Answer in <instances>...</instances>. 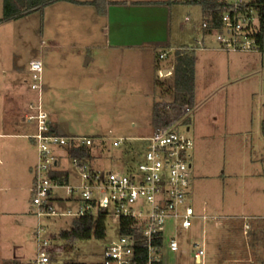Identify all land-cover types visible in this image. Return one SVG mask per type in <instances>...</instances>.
Here are the masks:
<instances>
[{"label": "rangeland", "instance_id": "rangeland-1", "mask_svg": "<svg viewBox=\"0 0 264 264\" xmlns=\"http://www.w3.org/2000/svg\"><path fill=\"white\" fill-rule=\"evenodd\" d=\"M114 1L126 2L110 4L107 17L99 16L96 20L88 8L65 1L3 20L0 0V54L6 56L8 85L20 73L17 77L23 79V89H29L30 62L40 60L43 105L55 125L66 136L92 137L102 151L96 152L100 156L82 162L94 171L125 173L128 166L135 165L136 155L147 144L144 138L150 136L155 100L170 99L156 87V79L160 77L170 85L173 76L152 68L147 73L144 61L138 71L114 76V48L108 45L120 41L137 43L140 48L128 51L148 55L150 64L156 52L170 45L173 49H168L169 57L159 61L162 67L171 63L174 49L195 48L194 104L185 115L190 119L189 124H180L178 129L193 141L191 203L198 215L207 212L222 216L223 220L195 219L189 230L173 227L161 259L163 264H261L264 260V136L261 130L264 50L257 47L247 51L226 50L213 35L199 45L197 41L203 33L199 5L182 0ZM122 29L129 34H115ZM92 55L95 60L85 67ZM254 65L256 71L250 69ZM31 94L37 98L36 91L31 90ZM24 115L23 111L20 117L26 126L22 134H32L33 124ZM120 138L125 142L114 146L113 142ZM23 141L38 152L29 139ZM59 155L60 167L69 172V185H81L80 168L68 156L67 149H59ZM21 195L30 210L25 246L19 253L23 260L38 259L39 225L42 226L40 237L50 241L49 264L101 263L106 247L119 236V218L111 207L106 219V237L79 240L68 250L59 233L69 230L75 217H39L32 203L33 195L27 190ZM53 196L58 213L67 209L74 211L80 206L77 200L80 196L69 199L65 186L55 188ZM237 215L263 226L245 235L236 225L224 221ZM171 236H176L180 243L178 252L168 249ZM242 239L247 248L242 246ZM255 240L259 244L253 249L250 244ZM195 243H203L202 263L194 256Z\"/></svg>", "mask_w": 264, "mask_h": 264}, {"label": "built area", "instance_id": "built-area-1", "mask_svg": "<svg viewBox=\"0 0 264 264\" xmlns=\"http://www.w3.org/2000/svg\"><path fill=\"white\" fill-rule=\"evenodd\" d=\"M225 3V11L220 14L223 23L222 29L213 33H206L208 23L202 16L203 33L199 35L197 43L204 44L207 36H215L221 48L233 51H247L259 48L255 39L249 34L255 32L259 25L258 11L249 6V3L264 0H220ZM168 50L159 54L160 59L169 56ZM32 73L31 89L36 91L38 98L29 104L25 119L34 125L35 131L28 135L38 150V162L34 167V183L32 187V203L37 208V215L63 216L75 218L96 216L101 212H109L113 207L114 215L119 219L131 220L141 227L146 248V259L140 257L137 241L134 235L119 234L113 239L104 251V264H161V253L171 233V229L189 230L195 219L223 220L221 216L209 215L207 212L198 215L191 203L192 164L191 151L193 141L178 126L182 124L186 113L191 111L190 106L183 108L182 118L172 116L171 121L158 125L150 136L145 137L147 142L142 158L136 160L135 165L128 166L125 173L115 171H94L82 161L72 158L73 163L80 168L82 184L70 186L61 184L59 180L51 178V174L63 168L60 167L61 156L59 149L68 148L71 140L80 145H92V137L64 136L57 133L53 121L45 110L42 100V72L43 63L40 60L30 62ZM173 112V108L167 106ZM124 138L113 142L120 146ZM67 154L69 151L67 149ZM65 186L69 199L75 195L80 206L76 210L67 209V212L58 213L54 206L53 191ZM97 193V196L95 197ZM228 220V218H227ZM243 232L248 235L252 229V219L239 218ZM42 226L37 230L39 256L36 264H49L51 261L48 248L50 241L40 237ZM163 238L160 243L159 239ZM168 249L171 252L180 250V243L176 236L168 240ZM197 247L194 256L199 263L203 262L205 249L203 243H195Z\"/></svg>", "mask_w": 264, "mask_h": 264}, {"label": "crops", "instance_id": "crops-1", "mask_svg": "<svg viewBox=\"0 0 264 264\" xmlns=\"http://www.w3.org/2000/svg\"><path fill=\"white\" fill-rule=\"evenodd\" d=\"M64 1L74 6L88 8L87 10H89L94 20H96V18L99 16L107 17L110 4L126 2L106 0L107 12L105 15H101L98 13L94 6L77 4L66 0ZM77 1L84 2L91 0ZM115 34L126 36L129 34V32L122 29V31H115ZM138 45L139 44L137 43H128L123 41H120L118 43L115 42V44L113 45H108L111 46L112 49L114 48V76H119V74H123L122 76H124L126 73L138 71L137 68L140 65L143 66V61L146 62L147 73H149V70L152 68L156 72L163 70V72H165L163 74L172 75L173 60L165 67H162L161 62H159V54L163 50L173 49L170 47V45L164 46L166 48H164L159 53L156 52V55L152 59L151 64L149 63L150 59L148 58V55H145L144 53H137L132 50L128 51L130 50V48L137 47ZM140 46H138V48H140ZM215 52L219 51L217 50ZM217 56H219L217 57L218 59L221 58L220 54ZM5 58L6 56L0 54V264H6L11 260H18L23 263L35 262L36 260H23V256L19 254L21 253L22 248H24L25 246L26 239L24 238V233H26V231L29 229V220L27 217V213L30 212L29 207L25 205L26 203H24V199H22L21 194L25 190H27L32 195V187L34 183V167L38 162V152L35 153V151L30 147L29 143L23 141V139L27 138L30 140L33 146L35 144L34 141L30 137H28V135L30 134H22V129L26 125L22 123L20 116L23 111L26 115L29 110V104L36 101L38 95L37 98L32 97L31 86L29 89H23V79L21 80L20 77H17L20 76V73H17L18 75H15L14 79L8 85L5 75ZM94 60L95 57L93 55L90 58H87L85 67L91 65ZM250 69H254V71H256V65L250 67ZM116 80H118V78ZM25 81L28 82V80ZM194 99L195 92L193 97V104ZM52 121L54 130L57 133L66 136L65 134L60 132L53 119ZM188 128L190 129V127ZM153 129L154 128L152 122L150 135L152 134ZM34 131L35 129L33 130V132ZM142 153L143 152L141 151L138 154V159L142 158ZM127 165H129V162ZM239 218H242V216L237 215L233 217H226L224 221H226L230 225H236L237 223L235 221L237 220V222L240 223V225L238 224V226H241L242 222L239 220ZM253 221L250 235L253 233L256 227H261L264 225L263 224L260 226L259 224L253 223ZM9 254L13 256H8Z\"/></svg>", "mask_w": 264, "mask_h": 264}, {"label": "trees", "instance_id": "trees-1", "mask_svg": "<svg viewBox=\"0 0 264 264\" xmlns=\"http://www.w3.org/2000/svg\"><path fill=\"white\" fill-rule=\"evenodd\" d=\"M64 0H3V20L18 18L26 13L33 11H38L46 6ZM77 4L91 5L96 8L99 14L105 15L107 12V1L106 0H91L80 2L77 0H66ZM188 4L199 5L202 10V16L204 20L208 23L205 28L206 33H213L216 29H222L223 23L220 19V14L225 11V3L220 0H182ZM254 7L260 16L259 25L255 32L249 34V36L255 39V42L259 46L260 50H264V1H257L248 4ZM173 81L169 85L162 81L160 77L156 79V87L160 88L161 94L169 95L168 100H155L153 105V128L158 125H164L171 121L173 115L177 118H182V110L186 106L192 107L193 97L196 85V51L192 47H180L174 50L173 55ZM167 106L173 108L171 112ZM190 119L186 117L183 119L182 124H189ZM262 134L264 136V121L261 124ZM97 143L88 146L80 145L78 141L71 140L68 146L69 155L72 158H94L97 155L96 152L101 154L99 151V146ZM140 153V151H139ZM138 158V155H136ZM135 158V159H137ZM51 178L59 180L61 184H68L70 181L69 172L61 169L55 170L51 174ZM109 212H101L96 216H83L80 218H75L72 222L71 228L69 230H61L59 236L65 240L66 245L64 248L73 249L74 244L79 240H87L92 237L98 239H103L106 237V219ZM236 229L243 232V227L237 220L235 221ZM242 224V223H241ZM119 234H131L134 235L137 241V248L140 251V257L146 259L147 252L144 245V238L141 234V227L135 225V222L131 220L119 219ZM256 239V238H255ZM163 238H160V243ZM245 240V239H244ZM258 240V239H256ZM256 240L250 244V246L255 249L259 244ZM242 246H246V242L242 239ZM247 248V246H246ZM264 249V243L262 245ZM247 249L244 252L247 254ZM243 252V251H242ZM254 254V253H253ZM6 264H36L35 262L23 263L18 260L8 261ZM63 264H87L81 262H66ZM91 264H104L101 263H91ZM163 264V263H161ZM252 264V263H246ZM264 264V260L261 261Z\"/></svg>", "mask_w": 264, "mask_h": 264}, {"label": "water", "instance_id": "water-1", "mask_svg": "<svg viewBox=\"0 0 264 264\" xmlns=\"http://www.w3.org/2000/svg\"><path fill=\"white\" fill-rule=\"evenodd\" d=\"M165 73V72H164ZM188 130H189V128H188Z\"/></svg>", "mask_w": 264, "mask_h": 264}]
</instances>
